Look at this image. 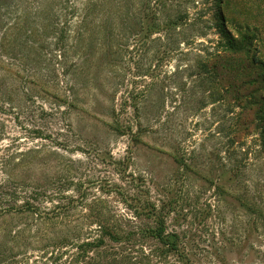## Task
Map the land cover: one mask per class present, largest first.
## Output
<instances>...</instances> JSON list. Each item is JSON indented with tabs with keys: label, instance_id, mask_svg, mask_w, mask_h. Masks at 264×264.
Instances as JSON below:
<instances>
[{
	"label": "trees",
	"instance_id": "16d2710c",
	"mask_svg": "<svg viewBox=\"0 0 264 264\" xmlns=\"http://www.w3.org/2000/svg\"><path fill=\"white\" fill-rule=\"evenodd\" d=\"M229 5L231 0H0V264H193L180 252L178 236L166 234L165 222H151L153 203L123 214L77 186L75 160L62 152L71 149L36 143L52 136L38 127L46 112L34 107L44 101L77 106L83 79L117 64L120 75L152 76L150 67H131L147 57L141 58L144 47H155L152 61L191 60L187 67L202 89L219 87L215 101L226 94L242 114L252 112L250 125L261 132L264 153V61L252 54L250 35L237 38L229 29ZM212 26L218 39L209 37ZM127 99L133 107L144 105L139 93ZM243 125L237 123L234 133ZM244 196L243 207L264 230V191L253 188Z\"/></svg>",
	"mask_w": 264,
	"mask_h": 264
},
{
	"label": "rangeland",
	"instance_id": "374dc122",
	"mask_svg": "<svg viewBox=\"0 0 264 264\" xmlns=\"http://www.w3.org/2000/svg\"><path fill=\"white\" fill-rule=\"evenodd\" d=\"M231 3L225 7L229 29L237 38L250 35L252 54L264 61V0ZM213 30L209 37L218 39ZM142 51L147 57L131 68L150 67L152 76L120 75L117 64L83 79L77 106L44 101L34 107L46 112L38 127L52 136L36 143L71 149L62 152L75 160L77 186L102 195L119 213L153 203L151 222H165L166 234L178 236L180 252L193 264H264V230L241 198L253 188L264 191L262 136L250 125L253 113L242 114L226 94L215 101L219 87L202 89L187 67L191 60L157 63L155 47ZM130 92L144 105L133 107ZM241 122L245 131L234 133Z\"/></svg>",
	"mask_w": 264,
	"mask_h": 264
}]
</instances>
